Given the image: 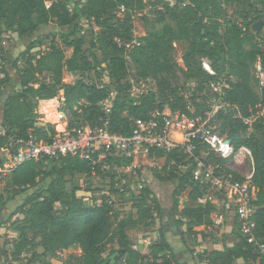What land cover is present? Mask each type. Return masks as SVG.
<instances>
[{
    "label": "trees",
    "instance_id": "obj_1",
    "mask_svg": "<svg viewBox=\"0 0 264 264\" xmlns=\"http://www.w3.org/2000/svg\"><path fill=\"white\" fill-rule=\"evenodd\" d=\"M149 4L153 16L145 12ZM137 20L146 30V35L140 38L135 36ZM260 21L263 27L255 33L253 26ZM51 24L67 28L62 36L65 50L53 40L46 53L34 54L32 51L38 42H33L20 59L14 63L7 61L1 69L5 77L0 80V97L5 100L0 106V123L5 135H0V166L7 163L11 137L24 139L33 134L47 140L55 134L51 124L38 125L37 101H48L43 110L53 108L57 104L54 99L61 91H64V100L59 110L66 116L69 128L76 127L81 119L96 128L109 118L113 133L130 136L136 121L149 120L157 110L163 113L166 108L208 122L211 97L207 90L220 82L228 86L224 87L225 106L215 113L214 119L221 122L226 138L232 143L231 159L240 160L244 152L250 155L257 189L255 204L259 208L255 233L258 243L264 245V119L261 116L264 110V86L261 85L264 0H178L176 3L169 0H0V28L19 38L30 37ZM182 43L186 44L184 67L174 58L175 44ZM87 44H90L88 50ZM124 44L132 46L127 51ZM0 53L3 55L1 38ZM126 55L131 58L137 78H152L157 82L156 92L131 98ZM202 59L210 61L216 76L205 70ZM258 62L260 71L256 68ZM93 70L106 73L116 85L108 117L99 104L111 95L110 88L87 86L83 81L84 74ZM66 73L70 80L67 85ZM47 74L51 81L35 87ZM182 79L183 83L195 86L191 97L180 94ZM82 102L84 105H80ZM248 118L254 121L250 135L243 123ZM195 145L192 156L186 154L183 145L170 152L152 151L150 156L164 158L166 162L163 176L158 173L157 178L179 182L175 211L179 194L189 189L188 202L192 206H187L183 213L189 220L190 233L198 234L199 230L203 233L213 227L215 207L198 204L203 191L193 180L195 161L215 165L226 161L217 158L210 146ZM111 163L127 168L133 160L118 158ZM94 171L99 174L101 168L67 155L58 160L27 162L8 177L6 183L13 189V197L31 192L18 207L24 217L11 227L16 234L11 256L20 258L31 251L28 264H47L48 257L55 258L78 246L81 254L71 257L76 264H180L163 229L148 254L136 249L129 235L130 231H149L161 214L158 200L148 187L133 197L135 213L120 220L108 197L102 206L88 205L84 198L78 197V187L67 189L69 179L75 180L78 175L91 177ZM117 179H112L113 189L117 187ZM176 225L182 223L177 221ZM235 226L234 243L215 240L214 245L221 243L222 249L206 250L197 256L193 251L196 264H238L240 260L264 264V254L248 243L237 222ZM3 248L0 245V252ZM39 248L43 249L42 253H38Z\"/></svg>",
    "mask_w": 264,
    "mask_h": 264
},
{
    "label": "built area",
    "instance_id": "obj_2",
    "mask_svg": "<svg viewBox=\"0 0 264 264\" xmlns=\"http://www.w3.org/2000/svg\"><path fill=\"white\" fill-rule=\"evenodd\" d=\"M186 4H184L185 6ZM122 11H124L122 9ZM135 43V42H134ZM132 44H124L128 51ZM130 69L128 83L131 88L129 94L131 98H138L145 94L157 91V82L152 78H137L135 71L131 70L132 61L126 55ZM205 70L212 76L216 73L211 67L208 59H202ZM0 67V80L5 77ZM19 65L21 63L19 62ZM257 70H261L260 62ZM100 70V68H98ZM93 71L86 72L83 77L84 84L87 86L95 85L102 88L104 85L95 77L91 76ZM50 75H44L39 79L38 87L41 83H49ZM264 86V80H261ZM224 87L223 83L212 84V89L220 96L216 98V103L212 105L214 112L225 106L223 102ZM114 94L100 102L102 112L108 117L111 111ZM81 105V104H80ZM60 109V108H59ZM56 109L60 118L65 119L66 125L60 131L50 135L47 140L39 139L30 134L27 138L11 137L9 139V150L7 153V163L0 166V182L6 183L8 177L21 165L27 162H40L42 160H58L63 156L70 155L81 160L90 161L93 166L100 167L102 171L114 172L116 175L125 173L124 168L112 165V159L133 160V164L142 157H149L152 151L160 150L170 152L179 145H183L187 155L192 156L196 145L201 143L210 146L217 158L225 161L232 160L234 148L226 137H222L216 128L209 126V121L205 122L201 118H189L180 113H173L166 108L162 113L157 110L151 119L135 122L132 135L124 136L113 133L109 127V118L99 127H91L84 119H81L76 127L69 128L66 116ZM1 114V111H0ZM264 119V110L261 114ZM209 123V124H208ZM250 135L253 131V118L243 121ZM176 133L180 139H174ZM0 135H5V130L0 123ZM196 166L192 171L193 180L199 184L203 191L198 204L213 205L215 211L212 214L213 225L218 229L226 226V216L233 215L239 225L241 234L248 240V243L257 247L264 254V245L258 243L256 238V215L258 206L255 204L257 189L254 185V171L243 174L236 169H232L227 164L215 165L195 161ZM132 164V165H133ZM129 168V167H127ZM94 171L92 176L95 177ZM116 184L121 192H126L125 185L121 184L118 177ZM107 193L102 192L95 196L94 205L102 206L107 198ZM109 202V201H107ZM154 217L158 218L157 213ZM198 255V252L195 254ZM205 264V263H201Z\"/></svg>",
    "mask_w": 264,
    "mask_h": 264
},
{
    "label": "rangeland",
    "instance_id": "obj_3",
    "mask_svg": "<svg viewBox=\"0 0 264 264\" xmlns=\"http://www.w3.org/2000/svg\"><path fill=\"white\" fill-rule=\"evenodd\" d=\"M173 3H176L178 0H169ZM145 12L153 16L152 8L150 4L146 7ZM123 13V11H122ZM230 13H233V9L230 10ZM256 25V24H255ZM135 30L136 33H139V30L144 28L143 23L140 20L135 21ZM254 27V26H253ZM255 29V28H254ZM145 30V28H144ZM67 31V28H60L56 24H51L47 27H41L38 32L33 34L30 37L19 38L17 34L5 31L3 27L0 28V38L1 44L3 46V55L0 53V67L8 62L13 63L21 58V55L25 53L28 47L33 42H38V47L32 51L34 54H44L49 49L55 40L56 46L65 50V46L62 42V36ZM146 31V30H145ZM256 33V30H253ZM138 34H135V36ZM89 33L86 34L87 41L89 40ZM90 44L86 45L88 50ZM176 50L174 52V58L177 64L180 67H184L183 56L186 54V44H175ZM68 51V50H67ZM97 56L101 59L102 56L100 52H96ZM5 59H7L5 61ZM131 70H133L131 68ZM103 83V85L108 86L111 90V95L114 94L115 84L112 83L106 73H96L95 71L90 74ZM130 76L127 80H129ZM182 78V77H181ZM183 79L180 81V91L181 95L185 97H191L194 93L195 86L191 84L183 83ZM64 83L67 85L70 83L67 73L64 75ZM207 93L210 94V106L211 109L207 113L209 118V126L216 128L219 131L222 137H226V133L223 132L221 122L217 119H214L215 112L212 105L216 103L217 93L213 91L212 87L207 90ZM213 94V95H212ZM213 96V97H212ZM64 97V91H61L59 96L54 100L57 101V104L53 108L43 110V107H47L45 103L37 101L36 113L38 114V125L44 126L46 124H51L55 131H60L66 125L65 119L60 118L59 113L56 111L62 106ZM5 97H0V106L3 105ZM84 105V102L81 103ZM193 110V108H192ZM194 111V110H193ZM45 112H48L47 115ZM1 119V114H0ZM173 138L176 140L178 135L173 134ZM165 159L158 158L157 156H149L140 158L137 163H134L129 168L125 169V173L121 175H116L114 172L102 171L95 177L78 175L75 180L69 179V184L67 185L68 190H72L74 187L80 189L78 197L84 198L88 205L94 204L95 196L99 193L106 192L110 201L114 204V209L118 215V219L128 217L131 214L135 213V210L132 208L133 197L138 196L140 191L144 187H148L153 196L158 200V203L161 207V214L155 222H153L152 228L145 231H130L129 235L135 245V248L139 251H148L152 243L156 242L159 239V234L161 229L168 237L169 241L178 250L179 259H181L182 264H186V255L188 256L191 264H196L195 259L193 258V251L202 253L206 250L222 249L220 246L214 245L215 240L222 242L226 240L228 243H234L235 238L232 233L236 230V220L233 215H227L225 218L226 226L223 229H218L213 225L209 229L205 230L203 233L198 231V234L190 233L188 226L189 220L185 218L183 213L184 209L187 206H192L188 202L189 189L181 191L178 196L179 205L178 210L175 211V192L178 189L179 182H168L162 181L157 178V175L162 174V169L165 167ZM227 164L232 169H236L243 174H248L252 172L253 167L250 160V155L248 152H244L240 160H230L226 161ZM163 176V174H162ZM115 177L121 178V184L125 185L126 192L121 194L118 189L112 188V179ZM118 190V191H117ZM31 192L23 196L13 197V189L7 183L0 184V230L3 229L2 236L3 239V249L0 252V264H28V261L32 257V252H25L20 258H14L11 256L12 251V241L16 237V234L12 232L13 222H16L24 217L21 211L18 209L19 206L23 204V201ZM15 212H20L15 215ZM177 221H180L182 225L177 226ZM30 238L32 235L30 234ZM144 239H151V243L147 244L144 242ZM38 253H42L43 249L39 248ZM187 251V252H186ZM149 252V251H148ZM81 250L78 246L69 248L58 254L57 257L46 259L47 264H76V262L71 259L73 255H80ZM148 254V253H146ZM238 264H247L241 262ZM249 264H259V262H251Z\"/></svg>",
    "mask_w": 264,
    "mask_h": 264
},
{
    "label": "crops",
    "instance_id": "obj_4",
    "mask_svg": "<svg viewBox=\"0 0 264 264\" xmlns=\"http://www.w3.org/2000/svg\"><path fill=\"white\" fill-rule=\"evenodd\" d=\"M135 28H136V27H135ZM260 31H261V30H260ZM136 32H137V31L135 30V34H138V35H136L137 38H140V37H143V36L146 35V31L144 30V28H142L141 30H139V33H136ZM41 102H42V103H46V102H48V101H41ZM2 233H3V229L0 230V236H2ZM2 241H3V239L0 238V245L3 247ZM144 242L147 243V244H149V243H151V239H144ZM218 246L222 247V244L220 243ZM174 249H175V247H174ZM217 249H218V248H217ZM219 249H220V248H219ZM148 251H149V250H148ZM148 251L145 250V251H142V253L146 254V253H148ZM186 252H187V251H186ZM175 255H176V257H177L179 263L182 264V263H181V259H179V256H178V250H177V249H175ZM241 262H243V260H240L238 263H241ZM186 264H191V261H189L187 255H186Z\"/></svg>",
    "mask_w": 264,
    "mask_h": 264
},
{
    "label": "water",
    "instance_id": "obj_5",
    "mask_svg": "<svg viewBox=\"0 0 264 264\" xmlns=\"http://www.w3.org/2000/svg\"><path fill=\"white\" fill-rule=\"evenodd\" d=\"M262 27H263V22L260 21V22L256 23V25H254L253 30H256V33H258L262 29Z\"/></svg>",
    "mask_w": 264,
    "mask_h": 264
}]
</instances>
